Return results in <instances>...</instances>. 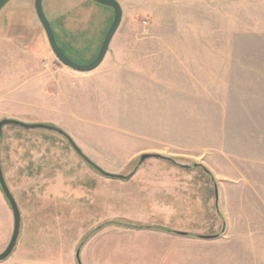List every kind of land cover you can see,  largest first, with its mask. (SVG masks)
<instances>
[{
	"label": "rangeland",
	"instance_id": "1",
	"mask_svg": "<svg viewBox=\"0 0 264 264\" xmlns=\"http://www.w3.org/2000/svg\"><path fill=\"white\" fill-rule=\"evenodd\" d=\"M117 1L121 22L88 72L55 56L34 0L0 10V120L57 126L125 176H104L54 130L4 125L0 165L20 212L7 259L77 264L79 247L82 264H264V215L250 213L264 200L244 182L264 165V0ZM42 8L67 57L96 56L110 7ZM12 229L0 189V252Z\"/></svg>",
	"mask_w": 264,
	"mask_h": 264
},
{
	"label": "water",
	"instance_id": "2",
	"mask_svg": "<svg viewBox=\"0 0 264 264\" xmlns=\"http://www.w3.org/2000/svg\"><path fill=\"white\" fill-rule=\"evenodd\" d=\"M9 0H0V10L2 9V7L8 2ZM99 4L105 5L110 7L113 10V18L112 21L107 29V31L105 32V35L102 39L101 45L99 47V50L96 54V56L89 62L87 63H77L73 60H71L69 57L66 56V54L62 51V49L60 48V46L58 45L54 32L44 14L43 8H42V0H34V10L36 13V16L45 32L48 44L51 48V50L53 51V53L55 54V56L66 66L80 71V72H88L93 70L94 68H96L101 61L103 60L108 48H109V44L110 41L117 29V27L119 26L121 19H122V8L120 3L117 0H93ZM6 124H17L19 126L25 127V128H45V129H49V130H54L57 133L65 136L67 138V140L69 141V143L72 145V147L74 148V150L85 159V161L87 163H89L93 168L97 169L100 173L106 175V176H110V177H117V178H123L125 177L124 175H120V174H113V173H109L106 172L104 170H102L100 167H98L96 164H94L93 162H91L81 151V149L74 143V141L72 140V138L65 133L61 128L51 125V124H46V123H24L15 119H11V118H3L0 120V138H1V134H2V128L4 125ZM151 156H158L157 154H150V153H143L140 155L139 157V163H141L142 161H144L146 158L151 157ZM0 188L1 191L3 193V195L5 196V198L7 199L9 206L11 208L12 211V215H13V229H12V233H11V237L9 239V242L7 244V246L5 247V249L0 252V261L6 259L9 254L12 252V250L14 249L18 237H19V233H20V212L17 206V203L15 201V199L13 198L2 173V169H1V165H0ZM180 234H185L184 232H178ZM204 238H209L211 236H202ZM79 247H77L76 251H75V258H76V262L77 264H82L81 260H80V254H79Z\"/></svg>",
	"mask_w": 264,
	"mask_h": 264
},
{
	"label": "crops",
	"instance_id": "3",
	"mask_svg": "<svg viewBox=\"0 0 264 264\" xmlns=\"http://www.w3.org/2000/svg\"><path fill=\"white\" fill-rule=\"evenodd\" d=\"M254 166L256 168L254 170L249 171L248 176H245V177H247V180H244V182H246V184L250 187V190L252 193L255 192V195L253 197L255 198V200H258V202L260 203V202H262V200H264V195L262 194V193H264V165L261 163V161L260 162L256 161ZM244 175H247V173H245ZM236 183H237V181L234 182V184H236ZM236 201H237L236 205L238 207H240V208L244 207L243 201L241 199H236ZM256 204H258V203H256ZM255 207L251 208V210H250V213L253 214V216L264 215V212L261 210L260 207H256L257 211L255 212ZM262 208H264V202H263ZM7 258L0 261V264H30L29 261L27 260V258H25V257H23V258L21 257L20 259L18 258L15 261L9 260Z\"/></svg>",
	"mask_w": 264,
	"mask_h": 264
},
{
	"label": "flooded vegetation",
	"instance_id": "4",
	"mask_svg": "<svg viewBox=\"0 0 264 264\" xmlns=\"http://www.w3.org/2000/svg\"><path fill=\"white\" fill-rule=\"evenodd\" d=\"M95 169V168H94ZM97 170V169H96ZM98 171V170H97ZM99 172V171H98ZM102 174V173H101ZM132 174V173H131ZM104 175V174H103ZM104 176H106V175H104ZM124 178V177H123ZM1 189V188H0Z\"/></svg>",
	"mask_w": 264,
	"mask_h": 264
},
{
	"label": "trees",
	"instance_id": "5",
	"mask_svg": "<svg viewBox=\"0 0 264 264\" xmlns=\"http://www.w3.org/2000/svg\"><path fill=\"white\" fill-rule=\"evenodd\" d=\"M186 234V233H185Z\"/></svg>",
	"mask_w": 264,
	"mask_h": 264
}]
</instances>
